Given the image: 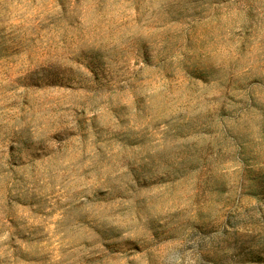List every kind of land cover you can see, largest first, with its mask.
Instances as JSON below:
<instances>
[{"label": "rangeland", "instance_id": "obj_1", "mask_svg": "<svg viewBox=\"0 0 264 264\" xmlns=\"http://www.w3.org/2000/svg\"><path fill=\"white\" fill-rule=\"evenodd\" d=\"M0 264H264V0H0Z\"/></svg>", "mask_w": 264, "mask_h": 264}]
</instances>
